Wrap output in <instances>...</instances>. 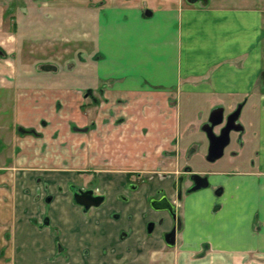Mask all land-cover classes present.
<instances>
[{
  "label": "crops",
  "instance_id": "0c3cea01",
  "mask_svg": "<svg viewBox=\"0 0 264 264\" xmlns=\"http://www.w3.org/2000/svg\"><path fill=\"white\" fill-rule=\"evenodd\" d=\"M261 3L161 0L150 3V15L131 5L101 21L99 52L104 57L91 81L99 102L90 105L85 84V93L79 92L84 106L79 126H86L91 111L94 115L93 125L81 135L94 155L78 161L102 165L87 176L95 175L110 200L124 183L125 172L138 174L139 190L126 206L116 207V221L108 205L91 223L78 221L76 226L70 225L69 208L62 203L56 210L60 224L50 208L51 222L60 229V242L68 252L63 264H264ZM238 104L239 142L251 129L249 160L193 168L206 177V187L188 192L184 189L189 183L184 182L178 192L181 164L207 153L208 139L197 129L199 124L213 109L228 112ZM118 118L121 123L115 122ZM195 144L188 160L180 155ZM6 176L0 174V264L10 256L22 259V244L30 248L39 242L26 235L30 227L33 235L37 232V223L30 224L38 216L31 210L40 203L33 199L36 190H11L3 183ZM11 176L20 181L27 173ZM158 192L168 197L175 218L145 203ZM52 236L46 245L39 242L51 254Z\"/></svg>",
  "mask_w": 264,
  "mask_h": 264
},
{
  "label": "rangeland",
  "instance_id": "374dc122",
  "mask_svg": "<svg viewBox=\"0 0 264 264\" xmlns=\"http://www.w3.org/2000/svg\"><path fill=\"white\" fill-rule=\"evenodd\" d=\"M154 1L157 5L161 0H0V174L9 173L3 183L11 190L20 188L23 194L30 189L36 190L40 203L31 210L38 212V216L31 218L30 224L37 223V232L33 235L30 227L27 237L46 245L48 236L53 235L55 242L53 254L39 242L30 248L22 244L26 248L22 249V259L15 260L10 256L4 260L5 264H63L60 229L55 232L45 227L42 219L47 216L44 214L51 213L46 211L42 199L48 192L56 193V200L49 209L54 213L53 219L60 224L61 217L56 215V210H60L67 181H78L80 177L87 182V175L94 169L99 171L102 166L91 161H78L80 156L94 155L93 147L87 146L81 138L82 133L93 125L94 115L92 111L88 114V129L79 126V111L84 108L79 102L82 97L79 92L83 95L85 86L90 105L99 102L91 81L98 73L101 63L98 60L104 57L99 52L101 21L124 6L143 5L146 7L143 13L150 11L149 5ZM167 1L173 3L174 0ZM253 1L248 0V3ZM261 2L260 81L264 89V0ZM81 87L83 90H79ZM225 112L223 114L230 111ZM122 118L115 122L121 123ZM237 121L241 124L240 117ZM204 123H207L206 119L197 128L203 133ZM214 132H219L218 126ZM250 132L251 129L239 142L238 133L232 131L230 142L219 159L208 162L202 155L194 156L191 167H227L237 160L241 163L249 160L247 157L253 152L248 139ZM196 148V144L193 145L188 155ZM182 167L184 171L189 169L184 163ZM16 172L27 173V176L20 181L12 180L11 174ZM14 183L20 185L14 186ZM56 241L59 242L57 249Z\"/></svg>",
  "mask_w": 264,
  "mask_h": 264
},
{
  "label": "flooded vegetation",
  "instance_id": "af4514ba",
  "mask_svg": "<svg viewBox=\"0 0 264 264\" xmlns=\"http://www.w3.org/2000/svg\"><path fill=\"white\" fill-rule=\"evenodd\" d=\"M198 1H204V0H198ZM140 7L143 10L146 8L143 5H140ZM236 107L232 111H230L229 113L223 114L224 121L221 125L218 126V131L225 124V120H226L227 116L231 112H233L236 109ZM241 108H242V106H241ZM240 113H241V111H240ZM239 117H240V114H239ZM206 120H208V117ZM237 122H239V121H237ZM241 131H242V128H241V130H239L237 132L238 138L241 135V133H240ZM192 147L193 146L189 147L184 152V154L181 152L180 155L183 156L186 160H188L190 157L188 155V152L191 150ZM207 150H208V148H207ZM223 153H224V150H223ZM206 156H207V153H206ZM183 163L186 164V166H188L189 169L187 171H184V169L182 167ZM183 163L181 164V171H180V173L177 177V181H176V187H177L176 190H178V192L182 191V188H183L182 184L184 182L189 183L185 187V189H184L185 191H187V189L192 185L193 182L190 180V174H193V173L198 174V172L193 170L190 163H188L187 161H185ZM138 181H139L138 174H131L129 172H125L124 173V183H122L120 185V188L118 189V191L115 192L114 200L113 199L110 200V197L108 196L107 192L98 188V185L96 182V177L93 174L91 175V177L88 179L87 182L84 181V178H80V177H79L78 181H74L73 179H71L70 181L68 180L65 188L62 191L63 192V195H62L63 201L61 203H62L63 208H65V209L69 208L70 225L76 226L78 221L91 223L95 217H98L103 212L102 208L106 207L107 205H108V207L110 206L113 209V212L111 214V219H113L114 221L118 220L120 218V212L116 211L117 210L116 207L120 206V205L126 206L128 204V202L131 199L130 198L131 194L133 192H136L139 190V182ZM48 193L49 194L46 193V195H44V197L42 199L44 206H46L45 207L46 211L50 210L49 206L52 205V203L56 200V196H57L56 193H53V192H48ZM37 197L38 196H37V193L35 191L34 197H33L34 201H36L38 199ZM162 197L164 198V201L166 200L165 202L164 201H162V202H164V203L168 202L170 204L169 199L165 195V193H159V192L156 193L155 195L148 196L145 200V203L148 205V207L151 208L152 206L150 205V200L151 199L159 200ZM155 209H159V208H155ZM164 210H167V209L164 208ZM168 213H169V211H168ZM44 215L47 216V217H43V219H42L44 221V223L46 224L45 227L52 229L53 231L56 232L58 230V228L52 224L50 215L47 213H45ZM67 222H68V220H67ZM148 223L152 226L154 225V223L152 221L151 222L148 221ZM74 234H75V236L77 235V233H74ZM123 234L124 233H122L121 235H123ZM58 246H59V242L56 241V249ZM62 249H63V257L67 258L68 257L67 256V254H68L67 249L65 247H63V245H62Z\"/></svg>",
  "mask_w": 264,
  "mask_h": 264
},
{
  "label": "water",
  "instance_id": "95a60500",
  "mask_svg": "<svg viewBox=\"0 0 264 264\" xmlns=\"http://www.w3.org/2000/svg\"><path fill=\"white\" fill-rule=\"evenodd\" d=\"M144 14L150 15L151 11H144ZM241 106L242 104H238L236 109L227 116L225 124L220 128L218 133L214 132V127H217L223 123V110L222 108H216L213 109L209 114L207 123H204L202 126V130L206 134L209 142L206 156L208 161L213 162L223 155V150L230 141L231 131L238 132L241 130L242 125L237 122L241 111ZM190 180L193 183L187 189L188 192L201 189L207 185L206 177L196 173L190 174ZM162 201H164L163 197L159 200L151 199L150 205L154 208L167 209L171 214V217L175 218V212L172 205L168 202L164 203L166 200L164 202Z\"/></svg>",
  "mask_w": 264,
  "mask_h": 264
}]
</instances>
